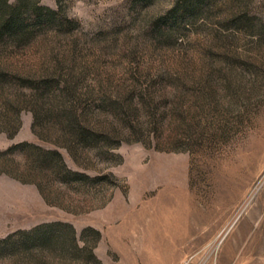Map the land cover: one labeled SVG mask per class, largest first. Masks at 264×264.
Returning a JSON list of instances; mask_svg holds the SVG:
<instances>
[{"label":"rangeland","instance_id":"obj_1","mask_svg":"<svg viewBox=\"0 0 264 264\" xmlns=\"http://www.w3.org/2000/svg\"><path fill=\"white\" fill-rule=\"evenodd\" d=\"M186 1L0 39V264H264V0Z\"/></svg>","mask_w":264,"mask_h":264},{"label":"trees","instance_id":"obj_2","mask_svg":"<svg viewBox=\"0 0 264 264\" xmlns=\"http://www.w3.org/2000/svg\"><path fill=\"white\" fill-rule=\"evenodd\" d=\"M37 3L38 0H18L17 3L10 4L8 0H0V39L7 36L21 40L28 36L30 28L34 25L54 19L56 15L55 10L37 5ZM185 3L187 4L180 18L196 14L193 0L186 1ZM179 6H177L175 12ZM54 153L56 152L54 151Z\"/></svg>","mask_w":264,"mask_h":264},{"label":"bare ground","instance_id":"obj_3","mask_svg":"<svg viewBox=\"0 0 264 264\" xmlns=\"http://www.w3.org/2000/svg\"><path fill=\"white\" fill-rule=\"evenodd\" d=\"M175 211V210H174Z\"/></svg>","mask_w":264,"mask_h":264}]
</instances>
